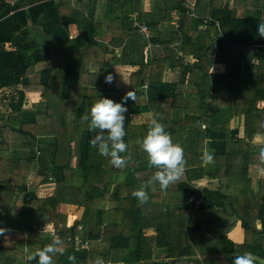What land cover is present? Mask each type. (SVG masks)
Here are the masks:
<instances>
[{
	"label": "trees",
	"instance_id": "1",
	"mask_svg": "<svg viewBox=\"0 0 264 264\" xmlns=\"http://www.w3.org/2000/svg\"><path fill=\"white\" fill-rule=\"evenodd\" d=\"M201 1L148 0L145 10L144 0H0V121L8 118L0 129V229H6L0 264H36L27 256L56 235L65 246L54 264H70L69 255L77 264L97 256L105 264H232L245 252L264 264V177L253 183L264 147L253 141L264 137V107H256L264 102V38L257 35L264 0H208L207 15L199 14ZM173 11L180 14L177 28ZM141 23L153 44L146 61ZM106 54L136 68L127 89L135 102L124 104L123 169L89 147L94 133L83 118L100 98L120 103L127 93L113 88ZM221 54L228 55L224 72H210ZM168 69L177 73L175 81L166 79ZM30 93L40 100L29 108ZM194 97L199 111L191 112ZM142 115L151 119L134 122ZM154 117L183 147L187 163L174 188L150 186L142 205L131 193L156 169L147 167L136 141ZM70 143L79 147L69 151ZM205 147L214 151L212 165L203 163ZM206 180L215 186L198 188ZM49 184L51 195L39 198L37 188ZM61 204L73 207L71 226ZM237 222L242 243L224 234ZM49 223L55 235L42 232ZM149 229L156 237L146 235Z\"/></svg>",
	"mask_w": 264,
	"mask_h": 264
},
{
	"label": "clouds",
	"instance_id": "2",
	"mask_svg": "<svg viewBox=\"0 0 264 264\" xmlns=\"http://www.w3.org/2000/svg\"><path fill=\"white\" fill-rule=\"evenodd\" d=\"M257 35L264 38V22L257 25ZM212 71H214L213 66H211ZM111 82L112 76H106L105 83L110 84ZM129 99L135 102L133 91L127 92L120 103L108 98H100L90 107L88 114L83 117L89 122V131L94 133L88 141L89 147L95 149L100 157L105 158L110 166L117 169L125 168L128 163L127 158L122 154L128 150V145L124 142L126 135L125 113L127 112L124 104ZM136 143L139 151L146 156L147 167L156 169L139 189L131 193L143 205L148 203L150 199L148 188L151 186V190L156 191L155 186L158 184L160 191H166L170 185L176 183L182 177L187 161L183 147L179 143L173 142L171 135L166 131L165 125L155 117L150 121L144 137L138 139ZM208 143H211V141H206V144ZM202 160L205 165L214 164V151L205 147ZM259 162L261 165L260 173L264 174V147L260 148ZM5 231L6 229H0V235H3ZM64 246V240L56 235L51 243L30 253L27 260H35L36 264H54V259L58 255H63ZM67 259L70 264H77L74 255H69ZM255 260L256 257L252 253L245 252L242 255H237L232 260V264H255ZM90 264H105V261L103 257L97 256Z\"/></svg>",
	"mask_w": 264,
	"mask_h": 264
},
{
	"label": "rangeland",
	"instance_id": "3",
	"mask_svg": "<svg viewBox=\"0 0 264 264\" xmlns=\"http://www.w3.org/2000/svg\"><path fill=\"white\" fill-rule=\"evenodd\" d=\"M72 1H75V0H72ZM146 2H148V0H144V4L146 3ZM194 2H195V0H194ZM146 6V5H145ZM208 8V0H202L201 1V4H200V6H199V14L200 15H207L206 13H205V11H206V9ZM145 10H147V8H145ZM250 15H254L253 14V12L252 13H250ZM132 17H133V15H131ZM132 17H131V19H132ZM179 17H180V14H177L176 16H175V20H176V24H177V27H178V19H179ZM114 22V24L116 23V21H113ZM175 27V26H174ZM177 27H175V28H177ZM116 51H118L117 49H114L113 50V52H116ZM112 55H113V53H112ZM112 55H109V54H106L104 57H103V63H104V65H106V66H110L111 67V70H112V72L114 73V75H113V78L114 79H116V81H114V89H118V90H120L121 89V91H124V90H127L128 89V87H129V81H126V79L124 78V77H122V75H123V73L124 74H126L125 72L128 70V71H130V69H132V71H131V73L132 72H134L135 71V69L136 68H133V67H125V66H121L120 65V63H119V61H118V63L117 64H115L113 61H114V58L112 57ZM227 58H228V55L227 54H224V55H220V56H218L217 58H215L214 60H220L218 63H219V65H221L220 67H219V69H222V71L220 72V70L219 69H214V71H212V72H215V73H223L224 72V69L226 68V65H225V62L227 61ZM254 62H256L255 60H254ZM217 63V64H218ZM115 64V65H114ZM42 65H44V64H42ZM125 71V72H124ZM210 71H211V68H210ZM127 74H130V73H127ZM122 77V78H121ZM176 79H177V77H176ZM117 86H120L119 88L117 87ZM6 93V92H5ZM7 94V93H6ZM196 96V95H195ZM194 99H195V103L197 104V109H196V106H195V104L193 105V107L194 108H192L193 110H190L191 112H194V111H196V110H198L199 111V109H198V103H199V101H197L196 100V98L194 97ZM40 99H38V97L37 98H35V97H33V96H30L29 98H28V107L30 108L31 107V105L33 104V103H36L37 101H39ZM191 104H192V102H191ZM258 109H262L263 107H264V102H258L257 103V106H256ZM149 119H151L150 118V116L149 115H142V116H135L134 117V122H146L147 120H149ZM253 141L255 142V143H259V144H263L264 143V137H255L254 139H253ZM78 144V143H77ZM76 144V145H77ZM69 146V151H70V144L68 145ZM78 146V145H77ZM79 147V146H78ZM254 173H256V172H254ZM180 179H183V175H182V177L180 178ZM177 183V182H176ZM176 183H174V184H172V185H170V186H172L173 188L175 187V185H176ZM210 186V187H214L215 186V183L214 182H212V184H210V182H209V180H206V181H201L200 182V184L198 185V188H201V187H205V186ZM52 189H53V185H50V186H45V187H38L37 188V195H38V197L39 198H44V197H49L50 195H51V193H52ZM175 196V193H171V194H169L168 196H166V198H160V200H159V202L156 204V206H159V205H162L163 203H164V201H167V200H169V199H171V198H173ZM17 203V205H20L21 204V201H18V202H16ZM67 208V210H62L61 212L62 213H66L67 214V216H68V219H69V221H68V224H70V223H72L73 221H74V217L75 216H73V214L72 215H70L69 213L70 212H72V210H70V208H68V207H66ZM70 210V211H69ZM60 211V210H59ZM215 231V230H214ZM234 233V232H233ZM233 233H231V236H233ZM209 238H205L204 240H203V242H202V246H203V248H204V251L206 252V254L208 255L209 254ZM221 259V258H220ZM22 260H24L23 258H22ZM221 264H225L224 263V261H221Z\"/></svg>",
	"mask_w": 264,
	"mask_h": 264
},
{
	"label": "crops",
	"instance_id": "4",
	"mask_svg": "<svg viewBox=\"0 0 264 264\" xmlns=\"http://www.w3.org/2000/svg\"><path fill=\"white\" fill-rule=\"evenodd\" d=\"M11 1V3L14 1V0H10ZM188 1H190V0H188ZM193 2H194V0H192ZM146 5V6H145ZM145 5H144V8H147L148 9V2H146L145 3ZM175 12V13H174ZM102 14H103V10L102 9H100L98 12H97V17L98 18H101L102 17ZM178 13L176 12V11H173V14H172V20H171V22L174 20V18H175V15H177ZM76 32V30H74V28H72V34H74ZM118 50V49H117ZM190 61H193V60H190ZM220 60H214V63H213V67H214V69L216 70V69H219V67L221 66V65H219V62ZM218 63V64H217ZM220 70V72L222 71V69H219ZM132 71V69H130V71H124L126 74H124L123 73V75H122V77H124L125 79H126V81H128V77H129V74H127V73H130ZM211 72V71H210ZM212 73H215V72H212ZM121 77V78H122ZM176 77H177V73L176 72H174V71H172V70H167L166 71V79L168 80V81H175L176 80ZM114 81H116V79H114ZM115 85V84H114ZM118 88L120 87V86H117ZM121 90V89H120ZM30 96H33V97H35V98H37L38 97V95L37 94H35V93H30V94H27V97L29 98ZM39 99V98H38ZM38 102V101H37ZM72 144H77V143H70V146L72 145ZM78 145V144H77ZM70 163V162H69ZM77 164H78V162L76 163V162H73V163H70V166H73V167H76L77 166ZM133 174V173H132ZM131 176H133V175H131ZM260 176H263L264 177V174H261L260 173V171H258V172H256V173H254L253 172V183H254V187H256V184H257V181H258V178H260ZM45 186H50V184L49 185H43V186H41V187H45ZM190 200L191 201H194V204L195 205H198L199 203H200V199H195V198H190ZM196 202H198V203H196ZM66 207H68V208H70V210H73V207H71V206H68V205H64V204H61L60 206H59V208H58V210H60L59 212H61L62 210H67V208ZM69 210V211H70ZM68 211V210H67ZM62 213V212H61ZM64 214H66V213H64ZM70 215H72V212H70L69 213ZM67 215V214H66ZM73 216H75V215H73ZM75 219H76V216L74 217V221H75ZM68 221H69V219H68V216H67V223H66V225L67 226H71L73 223H74V221L72 222V223H70V224H68ZM43 227L44 228H46V229H52L53 228V225H52V223H49V224H42V226H41V230L43 229ZM79 227H81V226H79ZM79 229V228H78ZM224 230V229H223ZM222 230V231H223ZM178 231H179V228H178ZM43 232V231H42ZM224 234L226 235V237L229 239V240H231L232 242H234V243H242L243 242V238H244V233H243V230H242V228L240 227V223L239 222H237L235 225H234V227H232V228H230V229H225L224 230ZM234 232V233H233ZM44 233V232H43ZM146 235H148V236H151V235H153L154 234V236L156 237V235H157V232L156 231H154V230H152V229H149V230H147L146 232ZM231 233H233V236H231ZM172 235H173V233H172ZM83 243H79L78 245H79V247H80V249H84V248H82L81 247V245H82ZM119 264H123V263H119Z\"/></svg>",
	"mask_w": 264,
	"mask_h": 264
},
{
	"label": "built area",
	"instance_id": "5",
	"mask_svg": "<svg viewBox=\"0 0 264 264\" xmlns=\"http://www.w3.org/2000/svg\"><path fill=\"white\" fill-rule=\"evenodd\" d=\"M176 16V15H175ZM132 17V16H131ZM136 14H133V17H132V20H136ZM210 17H206L204 20H203V25L207 23V21H210ZM175 27H177V24H176V20L174 19L172 22H171ZM135 26L137 25L136 22L134 24ZM138 30H139V34L144 38V40L146 41V46L144 48V61H146L150 56H151V50L153 48V44L150 42V31L147 27V25H145L144 23H141L140 25H138ZM144 88H146V86H144ZM40 153L39 151H36V155L38 156ZM198 203V202H196ZM78 228H81V227H78ZM43 232H49L51 233L52 235L55 234V231L54 229H46L43 227L42 229ZM82 248H86L87 247V243H83L81 245Z\"/></svg>",
	"mask_w": 264,
	"mask_h": 264
},
{
	"label": "water",
	"instance_id": "6",
	"mask_svg": "<svg viewBox=\"0 0 264 264\" xmlns=\"http://www.w3.org/2000/svg\"><path fill=\"white\" fill-rule=\"evenodd\" d=\"M199 0H195L194 5L196 6L198 4ZM8 122V118L6 117L3 121H0V129L6 126Z\"/></svg>",
	"mask_w": 264,
	"mask_h": 264
}]
</instances>
